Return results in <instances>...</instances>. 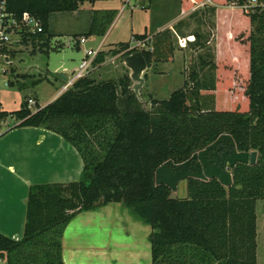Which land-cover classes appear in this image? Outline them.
<instances>
[{"label": "trees", "instance_id": "16d2710c", "mask_svg": "<svg viewBox=\"0 0 264 264\" xmlns=\"http://www.w3.org/2000/svg\"><path fill=\"white\" fill-rule=\"evenodd\" d=\"M97 1L109 0H9L6 10L16 18L28 13L40 22L42 32L26 33L22 44L30 43L32 53L36 49L47 54L51 15L76 12L84 3ZM245 1L213 3L227 7ZM179 3L182 12L192 6L189 0ZM240 11L243 28L228 24L215 10L217 55L208 65L212 80L200 82L193 72L192 85L185 82L166 100H147L149 110L130 91L128 76L100 82L87 76L34 112L24 100L20 110L3 113L15 118L7 131H51L72 146L83 163L77 181L29 186L23 237L15 241L0 233V257L6 264H64L61 240L68 223L79 213L111 203L150 227L151 264H256L255 204L264 199V6L250 14ZM116 14L91 11L83 36L103 37ZM132 38L145 47L137 50L120 43L99 52L94 64L140 52L151 69L174 57L170 29H145ZM16 78L33 86L47 80L41 75ZM222 134L232 137L237 151L257 152L254 166L236 164L230 170V187L216 179L189 178L187 196L170 200V190L155 185L160 165L168 160L183 163Z\"/></svg>", "mask_w": 264, "mask_h": 264}, {"label": "rangeland", "instance_id": "374dc122", "mask_svg": "<svg viewBox=\"0 0 264 264\" xmlns=\"http://www.w3.org/2000/svg\"><path fill=\"white\" fill-rule=\"evenodd\" d=\"M108 6L117 12L112 25L103 37H94L81 45L80 49L71 43L66 47L69 39H79L88 29L91 11H100L89 3L81 5L76 12L55 13L50 17V48L47 54L32 53L30 43L20 44L19 48L10 52V65L6 75H0V103L8 113L20 110L24 100H37L39 106L46 103L61 90L66 81L56 79V73L64 71L67 77H72L77 69L84 49H96L103 40L101 50L116 48L120 43L132 42L133 35L144 32V26L149 22L150 31L170 29L173 34L172 42L176 58L164 67L163 78L159 70L147 71V78L141 96L146 100H166L169 95L181 88L186 82L192 85L191 74L196 73L200 82L208 83L212 80L213 70L208 66L214 62L216 55L215 43V10L214 5H206L195 11L182 12L179 0H109ZM137 5V8L134 6ZM140 7H143L141 9ZM221 11V19L225 18L233 27L243 28L245 16L240 9L217 5ZM223 12V13H222ZM221 26L220 32H223ZM82 35V36H81ZM79 48V47H78ZM140 50V47L136 48ZM19 75H41L47 80L41 81L36 86L29 80L16 78ZM124 76H129V71L123 65V58L108 57L104 64L88 75L95 82L114 80L118 81ZM131 85V82H130ZM35 109L36 106H31ZM147 109H150L148 107ZM7 129L1 128V130ZM176 195L179 198L187 196L185 181L177 186ZM256 214V264H264V199L257 200ZM0 264H6L0 257Z\"/></svg>", "mask_w": 264, "mask_h": 264}, {"label": "crops", "instance_id": "0c3cea01", "mask_svg": "<svg viewBox=\"0 0 264 264\" xmlns=\"http://www.w3.org/2000/svg\"><path fill=\"white\" fill-rule=\"evenodd\" d=\"M107 3L97 1L92 6L100 11L111 10ZM149 25L148 22L144 26V31L149 30ZM100 43L104 45L103 40ZM175 58L176 54L172 60ZM168 63L153 67L155 71L161 69V78ZM64 71L59 73L65 75ZM58 92L46 105L59 96ZM28 100L31 99L25 101ZM32 101L33 106H39L37 100ZM13 125L11 122L10 127ZM82 168L77 151L51 131L32 127L8 131L0 128V233L15 241L23 237L29 186L77 181ZM150 233L149 226L134 220L120 204L101 206L77 214L68 223L61 240L62 260L64 264H151Z\"/></svg>", "mask_w": 264, "mask_h": 264}, {"label": "water", "instance_id": "95a60500", "mask_svg": "<svg viewBox=\"0 0 264 264\" xmlns=\"http://www.w3.org/2000/svg\"><path fill=\"white\" fill-rule=\"evenodd\" d=\"M123 65L129 71L130 91L135 94L142 107L149 110L147 108L150 107V103L140 93L144 85V75L149 71L143 55L140 52L130 54L123 58ZM56 77L63 81L67 80L62 73H56ZM256 159V151L239 152L232 137L222 134L185 162L175 164L168 160L160 165L155 170L154 183L156 186H166L170 190V200L176 199L178 184L189 178L201 181L216 179L223 187L228 188L232 185L230 170L236 164L254 166Z\"/></svg>", "mask_w": 264, "mask_h": 264}, {"label": "built area", "instance_id": "2783aa9c", "mask_svg": "<svg viewBox=\"0 0 264 264\" xmlns=\"http://www.w3.org/2000/svg\"><path fill=\"white\" fill-rule=\"evenodd\" d=\"M9 0H0V75H6L10 65V52L19 48L22 43L23 36L26 33L39 34L42 32V26L40 22L32 15L28 13H23L19 18L14 17L12 14L8 13L6 10V3ZM192 4L189 10L195 11L198 8H203L206 5H214L213 0H189ZM126 4H129V0H126ZM264 6V1L259 0H247L240 5L232 3L229 7L238 8L242 10L245 14L252 13L256 8H261ZM137 8V5L134 6ZM143 9V7H140ZM91 37H80L79 39L67 41L66 47L74 44L75 47L85 45ZM132 42L135 43L134 47L131 48H144L145 43L135 40L132 38ZM103 44L99 43L96 49L86 48L83 52V57L77 67L73 72L72 77H67L66 83L62 86L58 94H62L67 91L76 81L87 77L91 72L96 70L100 65H95L94 61L97 54L101 52ZM105 51V50H103ZM107 51V50H106ZM118 57V56H117ZM102 65V64H101ZM28 107L33 106L34 102L28 100ZM4 111L0 105V128H9L11 122L15 123V118L10 115H3Z\"/></svg>", "mask_w": 264, "mask_h": 264}]
</instances>
